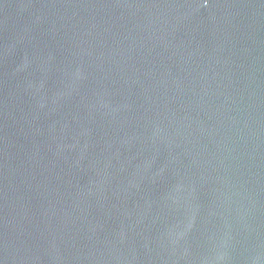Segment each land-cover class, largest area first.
Wrapping results in <instances>:
<instances>
[{
	"label": "water",
	"instance_id": "95a60500",
	"mask_svg": "<svg viewBox=\"0 0 264 264\" xmlns=\"http://www.w3.org/2000/svg\"><path fill=\"white\" fill-rule=\"evenodd\" d=\"M0 264H264V0H0Z\"/></svg>",
	"mask_w": 264,
	"mask_h": 264
}]
</instances>
